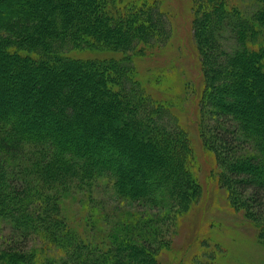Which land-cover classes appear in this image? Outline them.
<instances>
[{
  "label": "trees",
  "instance_id": "trees-1",
  "mask_svg": "<svg viewBox=\"0 0 264 264\" xmlns=\"http://www.w3.org/2000/svg\"><path fill=\"white\" fill-rule=\"evenodd\" d=\"M198 4L196 39L208 93L201 114L217 133L213 142L202 124V135L227 169L223 185L264 213V0ZM170 36L169 20L150 3L0 0V233L7 231L0 264L32 260L21 249L28 242L56 245L55 226L74 235L67 246L56 245L64 264L66 256L71 264H160L166 243L156 206L145 205L122 228L111 210L105 213L117 224L81 255L88 244L77 241L83 235L70 227L62 202L78 194L90 200L101 178L122 206L151 202L178 215L201 196L186 131L170 106L136 81L132 63L145 54L138 50ZM82 47L124 54L120 60L68 55ZM216 141L226 154H218ZM247 145L251 153L243 156Z\"/></svg>",
  "mask_w": 264,
  "mask_h": 264
},
{
  "label": "rangeland",
  "instance_id": "rangeland-1",
  "mask_svg": "<svg viewBox=\"0 0 264 264\" xmlns=\"http://www.w3.org/2000/svg\"><path fill=\"white\" fill-rule=\"evenodd\" d=\"M123 2L136 5L150 3L169 20L170 39L161 42L162 44L153 43L150 49L138 50L145 54L133 57L132 63L136 69V81L156 101L162 104L166 102L170 106L172 117L186 131L193 149V173L202 192L189 209L174 215L170 212L171 209L162 210L151 202L137 204L125 202L122 206V202L118 203L114 196L112 184L105 178L99 179L98 184L90 191V200L78 194L77 198L71 197L62 202V210L70 222V227L83 235V238L77 235L76 240L79 238L78 242L88 244L87 250L81 249L80 254L86 255L94 250L93 247L88 248L93 237L96 235L104 237L107 229H113L117 223L118 228L128 225V216H138L147 205L156 206L155 209L162 212L159 226L165 233L166 244L161 246L157 256L160 264H264V238L261 236L264 231V213L249 205L246 196L238 198L233 189L223 185L224 181L220 176L227 169L217 161L215 153L209 149L205 141L208 137L215 142L214 137L217 133L216 129L212 130V121L204 115L205 112L201 114L203 107L208 110L205 103L207 101L205 94L208 93L205 92L207 72L204 55L200 53L196 39L195 19L198 15V0H123ZM123 54L124 52L105 47H82L68 53L77 60L111 58L120 60ZM207 90L209 92V88ZM23 104L21 102V105ZM202 124L207 131V137L202 135L204 131L201 129ZM216 143L218 154H226L224 146L218 141ZM247 147L248 151L241 153L243 156L251 153L252 147L248 145ZM232 156L240 157V154L235 152ZM225 161L228 163V159ZM104 204L108 211L103 208ZM110 210L118 219L117 223L114 222L113 215L105 214ZM105 215L110 216L106 222ZM144 218L138 217L137 220ZM132 225L137 227L138 222ZM6 227L10 229L11 225ZM65 230L59 226L53 228L60 241L56 245L67 246L74 240L72 232L66 233ZM69 230L68 227L66 231ZM168 230L170 234H167ZM6 232L4 228L0 233V249L7 245ZM44 243L31 241L27 247L24 245L21 249L26 248V252H31L29 255L33 259L29 258L21 264H64L61 248ZM80 246L84 247L82 244ZM66 257L69 264L73 263L69 256ZM84 264H87V261Z\"/></svg>",
  "mask_w": 264,
  "mask_h": 264
}]
</instances>
